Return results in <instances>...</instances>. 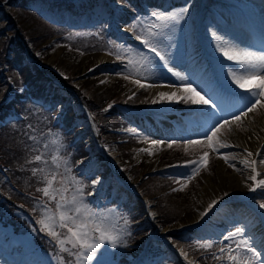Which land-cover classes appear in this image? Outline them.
I'll return each mask as SVG.
<instances>
[{
  "label": "rangeland",
  "instance_id": "374dc122",
  "mask_svg": "<svg viewBox=\"0 0 264 264\" xmlns=\"http://www.w3.org/2000/svg\"><path fill=\"white\" fill-rule=\"evenodd\" d=\"M7 1L9 0L2 2L4 10L6 9L5 4ZM101 1V8L103 10L98 9L97 11H93L95 19L80 22L81 25L87 24L88 27H91L90 29H84V31L81 30V32L72 34H58L35 51V59L28 58L29 65L35 66L52 80L56 78L66 79L65 81L75 91H79V88L83 85L89 86L88 84L93 83L98 88V92L107 90L109 91V97L116 98L115 101L121 102L124 105L123 107H118L117 110L118 116L122 117L120 118L124 123L118 122L114 118L99 120L100 123L104 124V128H108L107 130L109 131L102 136L103 144L101 145L98 142L96 132L95 139L92 135L90 128L92 115L89 112L87 113V111L85 112L86 108L79 100L77 93L75 91L70 92L75 96V100L70 99V106L73 108L76 117L72 121V125L86 132L84 138L89 155L83 160V163H80L81 161L78 160L74 166L69 164L71 173L65 180L67 187L66 195L69 197L72 195V185L68 183L72 175L76 176V172L81 175H91L89 181H85L83 176L81 178L76 176L81 181L83 196L85 202L88 203L84 190L89 187L88 191L91 193L93 188L92 181L99 179L100 182L94 188H99L98 196L105 198V202L98 210L89 203L88 205L97 216L107 217L106 223L108 226L117 230L121 241L126 243L130 242L128 231L132 230V226L124 224V219H126L125 211L121 213V211L116 209L118 207H114L113 205L114 202L120 203L124 199H133V193L138 194L136 191L138 178L134 177L125 166L131 167L144 160V169L138 176L150 172L163 173L167 169L165 172L170 171L168 175L175 179L169 186H174L172 190L177 189V192L182 194L177 202H181L187 198V202L194 206L191 211L181 214L179 220L173 226H168L162 230H158L157 228L156 230H152V227H150L146 236L149 239L153 237L151 239V246L162 247H159L160 249L157 248L155 255L150 254L151 256H148L145 253L141 257L142 259L135 261L132 259L131 252L127 251V248H135L132 243L127 244V247H123L118 243L115 249L105 244L101 251L105 248L107 249L108 255L106 259L109 261V264H157L163 258H167L174 264H188V261H192V259L189 256H187V259L185 256H181L182 252L186 255L187 253L184 250L182 251L181 247L175 242L176 239L173 233L181 234V239L184 240L192 235L198 236H192L194 238L213 237L216 240H220L229 231H234L236 227H245L248 235L254 237L257 249L264 252V240L259 241L256 238L258 231H262V234L264 233V215H262L264 214V209L259 207L261 203H264V189L258 188L254 193L249 192L248 188L252 185L253 181L248 180L244 182L245 189L239 193L230 185L232 178L224 176L225 179L222 182L220 179L221 175L219 174L220 163L224 165L225 174L233 176L240 171L239 159L232 147L220 149L221 153L236 157V159H230L229 161V163L235 164L239 169L238 171L233 170L216 153L208 149L206 143H203L204 133L211 124L217 121L222 122L225 118L232 121L233 114H239L238 110H246L244 103L237 97L247 96V92L236 88L238 92L233 96L226 97L220 93V98L226 102L225 104L223 101L224 106L221 108L223 111L218 108L210 110L203 105H185L183 102L171 104L160 102L153 104L152 101L158 99V95L150 93L155 88H170L175 90V93L178 92L177 96H180L182 95L181 90L190 84L201 95L208 98L198 88L197 83L198 79L205 78L206 72H209V68H212L210 65H213V69L217 71L222 81L232 83L228 73L231 69L235 68L221 60L222 57H219L221 55L220 49L228 47L237 48L236 43L240 42L241 38L243 39L244 32L239 33L236 30V16L230 14V7H237L239 10L244 11V14H251L262 23L264 22V14L262 13L260 4L252 2L253 0H203L202 4L200 3L197 7L198 0H123V2H118L119 4L116 2L108 3L111 2L109 0ZM93 7L94 3L89 0H43V3L37 9L42 16L47 18L55 17L57 19L56 15L61 10L63 12L59 17H63L66 12L72 17L76 15L81 17L84 10L89 11ZM183 8H187L184 19L180 21L179 25H173L169 29H165L164 34L157 38L156 44L158 49L168 57L169 65L173 70L180 72L186 77L184 82L173 77L167 68L164 67V63L159 60V57H155V54L149 53L146 51L147 49L130 46L131 48H128V52L121 53L122 58L117 59L115 57V53L117 52L115 47L112 46V43H106L103 39V34L106 32L107 35L122 42H126L128 37H130V40H135L132 32L127 31L131 24L136 23L138 27L135 31L140 34H146L144 30L148 28V22L158 23L151 15L153 12L164 14L175 13ZM52 9L53 14L50 15ZM108 17L110 18L108 19ZM262 27L264 28V24ZM0 36L5 40L10 37L16 38L23 48L26 47L17 32L13 35L6 27L0 30ZM199 38L203 43L205 42L208 55L215 56V59L210 64L205 63L200 58L198 49L200 51L201 49L197 44ZM248 48L252 49L250 44H248ZM140 51L147 55L150 60L139 61L138 53ZM101 56L108 57L109 60L106 63H95V60ZM128 59L133 60V69L130 66L125 68L124 65ZM124 60L126 61L124 62ZM89 69L93 70L89 71ZM124 76H128V79H125ZM136 79H139L140 83L145 85L154 86L141 88L138 84L132 82ZM9 88L18 91L11 84ZM233 88L235 89V87ZM227 101H229V104H227ZM261 104H264V97L261 98ZM79 107L82 109L80 110ZM213 111L216 112L214 118L206 115V113ZM263 117L264 107L257 105L254 111L249 112L247 116H241L240 121H233L221 128L218 134L219 138L227 142L228 139L232 138V135L237 134L240 138L245 137L247 132L250 131L251 126H255ZM203 124L207 125L206 131L198 129ZM262 130L263 128L259 124L255 129V134L256 132L260 133ZM57 133L49 132V138L41 139L42 141H47L56 138L58 135L61 142V136ZM116 135L118 136L117 139L111 141L110 138ZM123 139H126L128 143L120 147H122V151H128L127 158L121 156L119 149V144L122 143L121 140ZM152 140L163 143L153 146L150 144ZM188 140H199L201 143L189 145L186 148L185 144ZM169 144H171V147L168 146ZM140 149H145L146 151L142 152ZM166 151L172 152V156H165L174 157L172 162L198 160L204 152H208L207 167L201 168L198 175L185 182L183 180L184 174L188 173L186 169H178L175 165H159V161L163 160ZM148 152H151L152 155H148ZM247 154L245 150V159H247ZM60 155L62 157L61 149ZM129 158L130 162L127 163V159ZM48 159H50V156ZM262 160H264V151L261 152L257 159L259 164L257 166L264 173V164L259 163ZM74 167H76L75 170ZM122 169H125V173H122ZM172 169H176V172ZM59 170L63 172V164H61ZM260 178H264V175L257 177V179ZM57 179L59 180L60 177L58 176ZM206 180L210 181L212 189L203 192ZM43 186L42 184L41 188ZM245 190H247L246 193ZM169 191H171V188ZM225 193L228 195L225 196ZM42 198L44 199H42L43 201L47 202L46 198L43 196ZM112 198L114 200L113 204L106 206V203L112 200ZM213 200H217L218 203L209 209L208 205ZM226 202L228 204L226 205L227 207L222 204ZM146 203L153 206L152 199L150 198L146 199ZM173 203H176V201H173ZM238 204L242 210L247 211L245 214L237 207ZM49 207L54 209V204H50ZM219 207H222L220 209L222 213H218L217 215L212 214L218 211ZM150 210L151 206L149 207V212L151 218H153L154 213ZM5 213V220L11 223L13 227H16V232L8 226L2 227L0 225V229L8 232L11 236L15 233L18 243H24V246L21 248V253H17L15 250L17 243H6L2 239L4 238L3 235L0 234V264L3 263V256L7 257V259L13 258L14 261L11 264H17L20 260L14 254L18 256L24 254L25 251H31L32 257L40 259L37 260V263L33 262V264H52L51 259L54 258L56 249L54 244L49 242V237L40 231L41 226L37 223L38 228L35 221H33V226H29V219L25 217L22 211L14 214L7 209ZM201 213H204V215L201 216ZM211 214L212 216L209 217ZM219 216L222 217L219 218ZM206 218L209 221L196 234L190 232ZM223 219L228 221L226 223L232 229L227 230L220 225L223 224L221 223ZM210 231L213 235H211ZM39 237H43L41 243V240H38ZM230 241H227L228 244H232ZM37 242L40 243L38 246H45L50 257L39 256L34 251L35 247L33 248V246H36ZM224 242L226 241L223 240L221 243ZM179 251L182 252L179 254ZM121 258L127 263H120L119 259ZM147 258L152 259L148 261ZM65 259H67V256H65ZM23 260L24 257L21 261ZM166 261H163L162 264H172ZM91 264H96V262L92 261ZM194 264L199 263L194 262Z\"/></svg>",
  "mask_w": 264,
  "mask_h": 264
},
{
  "label": "trees",
  "instance_id": "16d2710c",
  "mask_svg": "<svg viewBox=\"0 0 264 264\" xmlns=\"http://www.w3.org/2000/svg\"><path fill=\"white\" fill-rule=\"evenodd\" d=\"M3 1L0 0V3ZM98 1L101 0H95L94 3V10L96 11L99 9ZM109 1L123 2V0ZM42 3L43 0H9L5 4V10L0 7V30L6 27L13 35L17 32L26 46L23 48L16 38L10 37L5 40L0 36V119L10 116L21 117L19 121H8L0 126V222L3 216H6L5 210L7 209L14 214L19 213L16 211L20 210L29 219L37 220L40 217L38 203L43 201V198L36 189L41 187L42 183L39 177H33L31 173V169L38 165L28 162L35 155L32 151L35 142L29 137L36 139L39 134L37 140H42L41 138H49V132H58L63 145L61 148L62 158L68 159L71 166H74L77 160L86 157L88 154L83 148L85 133L72 125V121L76 117L70 106V101L66 99L63 92V89L69 93L75 90L69 86L65 81L66 79L56 78L53 81L49 76H44L35 66L24 62V52L28 57L35 59V51L58 34L81 32L73 31L61 23L55 24L52 20L53 17L42 16L37 9ZM124 4L126 3L124 2ZM92 11L86 12L84 17L92 16ZM62 12L61 10L56 15L59 21L73 22L74 19L68 17L67 12L64 13L63 17H59ZM111 43L112 46L113 44L121 45L114 41H111ZM122 46L125 49L128 48L126 45ZM115 50L117 51L116 47ZM7 53H10V58L6 56ZM129 66L131 69L134 68L132 64L127 65L126 61V67ZM2 67L5 68V71ZM8 81L17 89L24 86L26 91L15 95L8 103H4L3 101L9 91ZM88 85L81 86L79 91L76 90L75 92L86 110L92 115V121L97 130L100 143L103 144L102 136L109 131L108 128H104V124L100 123L99 120L114 118L118 122L124 123L113 107H109L107 111H103V107L110 104H123L115 101L116 98L109 97V91L98 92V88L93 83ZM28 97H33L40 104L37 106L31 104ZM62 105L64 106L63 118L60 124L61 130L57 131V126H51V123L53 122V115L57 113V107ZM63 131L66 133L62 134ZM75 137H77V141L72 143ZM117 137L116 135L110 140H115ZM121 141L122 143L119 144L121 156L127 158L128 151H122L120 146L127 145L128 141L126 139ZM167 155L172 156L173 154L166 151L163 160L159 161V165H184L186 162L185 160L172 162L174 157H165ZM129 162L130 158L127 159V163ZM144 166L145 161L143 160L137 165L125 167L131 171L134 177L139 178L137 190L140 195L146 199H152V209L156 215L155 224L157 227L173 226L179 220L181 214L191 211L194 206L187 202V198L177 202L182 194L178 193L177 189L172 190L174 186H169L175 180L173 177H164L160 174L138 176ZM122 173H125V169H122ZM170 188L171 191H169ZM173 201H176V203H173ZM124 210L128 220L126 226L129 224L132 226V230L128 231L130 242L127 243H132L135 247L134 249L127 248V251L135 256L145 242L150 226L144 224L139 206L128 203L124 205ZM2 225L4 226V224ZM178 243L199 264H220V261L215 260L214 256L221 246L218 247L210 243L213 245L211 248L202 249L199 247L202 243L195 242L192 239L185 242L179 241ZM119 261L125 262L122 258Z\"/></svg>",
  "mask_w": 264,
  "mask_h": 264
},
{
  "label": "snow or ice",
  "instance_id": "6c2138e0",
  "mask_svg": "<svg viewBox=\"0 0 264 264\" xmlns=\"http://www.w3.org/2000/svg\"><path fill=\"white\" fill-rule=\"evenodd\" d=\"M186 13L187 8L167 14L153 12L151 15L158 23L148 22V28L144 30L146 34L136 33L135 30L138 27L136 23H133L127 29V31L135 35L136 40L149 53H154L155 57H159V60L164 63V67L167 68L168 72L181 82H184L186 77L180 72L173 70L169 65L168 57L158 49L156 41L158 37L164 34L165 29H169L173 25H179ZM113 47L117 49L115 53L117 59L122 58L121 53L128 52L122 45L113 44ZM220 51L227 61L233 62L236 65V68L231 69L228 75L231 77L232 84L236 88L247 92V96L237 97L244 103L246 110H238L239 114H233L232 121L225 118L222 122L217 121L211 124L204 133L203 143H206L208 149L216 153L225 164H228L233 170L238 171L239 169L235 164L229 163L230 159H236V157L220 152V149L231 148L233 145L221 140L218 134L225 125L233 121H240L241 116H247L249 112L254 111L257 105L264 107V104H261V98L264 97V51L253 52L233 47L221 48ZM138 55L139 61L150 60L142 51ZM131 64H133V60L128 59L127 65ZM92 70L89 69V71ZM124 78L128 79V76H124ZM132 82L138 84L141 88L154 86L140 83L139 79ZM181 91L182 95L180 96H177L175 92L171 94L160 92L158 99H154L152 103L167 102L171 104L183 102L185 105H203L208 109L220 107L216 101L211 98H205L204 95H201L190 84ZM229 94L234 95V92L230 91ZM206 115L214 118L216 112H208ZM29 138L35 142L32 151L36 154L28 162L38 165L31 169V173L33 177H39L40 182L44 185L42 188L38 187L36 191L41 193L47 200V203L38 205L41 209V218L38 219L37 223L41 226L40 231L44 232L49 237V242L55 246L54 258L56 264H91L92 261H95L96 264H109V261L106 259L108 255L107 249L105 248L101 251L103 246L108 244L111 248L115 249L118 243L123 247H127V243L121 241L117 230L108 226L106 223L107 217L97 216L92 212L88 203L85 202L81 181L75 175H72L71 180L68 181L72 185V195L71 197L66 195L67 187L65 180L70 175L71 169L68 160L62 158L60 155V149L63 145L60 142L59 136L57 135L56 138L47 141L36 140L34 137ZM160 143L163 142L150 141V144L153 146ZM199 143H201L199 140H188L185 147L187 148L189 145ZM168 146L171 147V144ZM140 151L146 150L140 149ZM148 155H152V153L148 152ZM208 155V152H204L198 160L185 162L183 166L189 169V172L184 174L185 182L198 175L201 168L207 167ZM49 156L50 159H48ZM248 156H253V153L248 152ZM80 163H83V161ZM242 163L246 168L251 169L249 179L253 181V184L249 186V192H254L258 188L264 189V178L257 179V177L261 176V173L257 172L256 168L258 162L254 159L251 161L245 159ZM259 163L264 164V160L259 161ZM61 164H63V172L59 170ZM58 176L60 177L59 180L57 179ZM99 182V179L93 180V188ZM227 195L225 193V196ZM217 203V200H213L208 205V208L211 209ZM50 204H54V209L49 207ZM259 207L264 209V203H261ZM203 215L204 213H201V216ZM124 224H128L127 219H124ZM223 240H231L232 244L221 247L219 249L221 255H215V260L221 261L226 256V264H264V252L257 249L254 237L248 235L245 227H236L234 231H229L223 236ZM212 246L210 243L199 245L202 249L211 248ZM181 255L187 259L185 253L182 252ZM65 256H67V259H65ZM188 264H194V262L189 260Z\"/></svg>",
  "mask_w": 264,
  "mask_h": 264
},
{
  "label": "bare ground",
  "instance_id": "6f19581e",
  "mask_svg": "<svg viewBox=\"0 0 264 264\" xmlns=\"http://www.w3.org/2000/svg\"><path fill=\"white\" fill-rule=\"evenodd\" d=\"M203 0H198L197 7L202 4ZM255 3L261 2L264 5V0H253ZM230 14L236 16V21H235V26L236 30L239 31V33L244 32L243 39L241 38L240 42L236 43L237 48L240 50H247V51H253L258 48L260 51H264V28L262 27L264 22H259L256 20L251 14H244V11L239 10L237 7H230ZM247 16V17H246ZM261 26V27H260ZM244 40V41H243ZM246 41L248 44H250L251 48H248V45L246 44ZM219 57H222L221 60L227 62L228 64L232 65L234 68H236V65L233 62L227 61L223 55L221 54ZM215 58V56H214ZM108 57L101 56L95 60V63H106L108 61ZM209 77H207V74L205 78L203 79H198L197 86L200 88L202 93H205L209 98L213 99L216 101L219 106L222 105V99L220 98L219 93L214 91V88L212 87V82H209ZM204 81V82H203ZM206 81V82H205ZM226 88L234 93L238 92L236 89V86L228 81V83L225 81ZM235 87V89L233 87ZM160 92H165L168 94H171L175 92V90H172L170 88H155L151 90V94L153 95H158ZM178 95V92L176 93ZM238 109V108H237ZM213 110V109H212ZM208 117V116H207ZM261 124V127L263 130L258 133L256 132L255 134V129L256 127ZM231 139H228L227 142L233 145L234 153L237 156L238 164L240 166V171L233 176L225 174L226 171L224 169V165L220 163L219 167V174L221 181H224V176L232 178L231 179V186L237 191V192H242L245 189L244 182L250 180L249 176L251 175V169L246 168L244 164L242 163L243 160H245V150L248 152L253 153V156L249 157L247 154V160H256L259 158V155L263 151V145H264V117L263 119L259 120L255 126H251L250 131L247 132L245 137L240 138L239 135H232ZM258 162V161H257ZM257 165H259L257 163ZM256 165L257 172L261 173V176L264 175L262 173V170ZM260 177V176H259ZM209 180L205 181V185L203 187V192L209 191L212 189L211 184L209 183ZM253 184V183H252ZM247 190H245V193ZM219 212V211H218ZM217 211H215L212 214L217 215ZM199 218V217H198ZM198 220V219H197ZM200 225H197L198 227ZM217 230V229H216ZM256 238L259 241L264 240V233L262 234V231L257 232ZM182 256V255H181Z\"/></svg>",
  "mask_w": 264,
  "mask_h": 264
},
{
  "label": "water",
  "instance_id": "95a60500",
  "mask_svg": "<svg viewBox=\"0 0 264 264\" xmlns=\"http://www.w3.org/2000/svg\"><path fill=\"white\" fill-rule=\"evenodd\" d=\"M69 97H71L72 99H74V98H75L74 96H71V95H69Z\"/></svg>",
  "mask_w": 264,
  "mask_h": 264
}]
</instances>
